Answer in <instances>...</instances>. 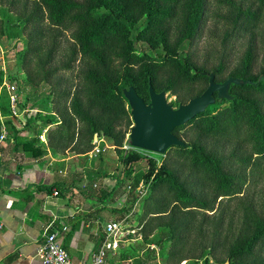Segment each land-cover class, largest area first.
<instances>
[{"label": "trees", "instance_id": "16d2710c", "mask_svg": "<svg viewBox=\"0 0 264 264\" xmlns=\"http://www.w3.org/2000/svg\"><path fill=\"white\" fill-rule=\"evenodd\" d=\"M38 4L36 10L24 17L8 8L1 11L7 39L21 37L25 32L29 35L25 49L14 46L16 57L11 59L7 54L6 69L0 71V132L5 125L8 135L14 136L25 150L41 149L43 153L42 146L36 148V137L55 125L56 116L61 115L63 120L57 132H67L71 141L77 139V153L88 155L95 147L96 134L105 140L102 150L107 145L123 152L133 124L126 109L125 89L133 86L150 102L152 85L157 92L177 94L175 102L182 104L206 90L211 74L219 83L232 76L248 82L231 83L230 98L215 94V104L174 131L178 137H184L186 144L172 146L168 151L174 149L191 164L194 180L181 181L150 159L149 169L137 173L130 184L133 203L141 197L137 192L140 184L148 186L150 180L149 195L160 192L167 197L175 193L174 202L182 200L186 208L214 210L219 198L243 192L249 178L243 173L250 172L253 178L256 173H264V0H38ZM261 26L263 35L259 33ZM206 34L212 39L209 45L215 48L214 57L208 48L202 51ZM67 35L73 38L69 53L63 46ZM47 38L50 44L43 62L50 66L47 78L73 73L79 54L85 63L77 72L80 83L72 95L75 117L60 110L61 114L57 110L41 114L39 108L37 116L26 118L23 124L20 120L19 128L14 124L16 115L4 85L5 74L20 87L21 81L14 71L34 53L35 45ZM245 40L247 46L240 50ZM118 60L125 63L113 66ZM70 96L71 91L67 90L65 99ZM29 100L26 97V102ZM19 107L26 110L25 104ZM1 117L8 119L3 122ZM76 118L80 122L77 131L71 124ZM124 119L126 125L121 124ZM34 127L37 134L33 138L30 135ZM139 159V154L130 151L123 160L124 166ZM107 162L102 164L108 165ZM99 172L105 174L106 169L100 168L98 175ZM132 173V169L123 167L118 186L123 179L130 180ZM203 186L214 192L211 199L203 190L197 193ZM147 197L143 201L147 204H142L145 209L151 203ZM245 219L230 252V264H264V218L248 215ZM166 257L169 264L173 257Z\"/></svg>", "mask_w": 264, "mask_h": 264}, {"label": "rangeland", "instance_id": "374dc122", "mask_svg": "<svg viewBox=\"0 0 264 264\" xmlns=\"http://www.w3.org/2000/svg\"><path fill=\"white\" fill-rule=\"evenodd\" d=\"M38 6V0H0V71H5L6 69V63L8 61L7 54L11 56V59L16 57V51L13 49L14 46L18 50L25 49L27 45L25 39L28 38L29 35L28 32H25L21 37L16 36L11 40L7 39L6 36H4L5 24L2 19V9L8 8L21 17H24L30 15ZM259 33L263 35L262 26ZM67 38H63V46L65 47L64 50L69 53L68 48H70L69 46L73 38L71 35H67ZM209 41H212V39L206 34L201 43V46H203L202 51L208 48L214 57L216 55V53H214L215 48H210L209 44L211 43ZM6 44H8V46ZM48 44H50L49 38L37 43L34 48V53L23 59L19 67L20 69L14 71L16 78L21 81L20 87L17 85L16 88L17 94L19 93V106H21V104H25L26 106L25 111L17 106L16 111L19 113L16 117H13L15 122L19 123L21 120L23 124L26 122V118L37 116V114H39V108H42L41 114H46L51 110L55 112L56 110L57 112L60 110V112L65 113V115L74 114L72 109V95L76 93L77 86L80 83L77 72L80 68L85 67V63L81 62V54H79V59L76 62V70L73 73H59L53 75L51 78H47V70L50 66L45 65L43 62L47 57L46 51ZM246 46L247 40L244 42L242 41L239 49L243 50ZM123 63L125 62L118 60L114 61L112 65L119 67ZM5 82L8 84L18 83L10 79L6 74ZM67 90L71 91L69 100L65 99V92H67ZM166 92L168 102L171 103L174 108L178 107L180 104L175 102L177 94ZM85 96H87V94H85ZM26 97L30 99L28 102H26ZM39 100L44 101L43 103H39ZM126 109L128 111L129 120H131L133 124L128 129L129 133L125 140L123 152L110 149L105 145L103 150L101 149L100 155H93L92 157L88 155L86 157L87 166L96 172L104 167L106 169L105 174L99 172V176L101 177L100 181L104 182L105 177H109V179L106 180L108 183L120 176L119 171L123 167L127 170L132 169L133 173L130 180L123 179V183L120 186L117 184L115 187L116 189L111 191L115 192L111 195V198L119 200L118 203L120 204V214L122 217L133 215L137 218L143 217V215L146 214L149 216L147 241L156 244L157 242L159 243V252H161L160 260L163 264H165L164 258L168 254L173 257H171L172 259L169 261V264H230L229 255L234 245L235 238L246 220L245 218L248 217V215L252 218L259 216L264 218V173H256L254 178L250 172L243 173L245 176L249 177L243 192L240 193L239 196L224 197L223 199L219 198L214 210L200 209L197 207L186 208L183 206L184 202L182 200L174 202L175 193L167 197L160 194V192L151 193L152 195H149L152 187L150 186V180L148 184L146 183L148 186L141 183L144 188H139L137 191L141 196L138 201L136 200L137 202L135 201L134 203L127 204L128 201H133L132 191L134 190L130 185L133 184V178L137 173L149 169L148 162L150 159L156 160L159 169L163 168L165 172L168 171L173 175L179 176L181 181L190 182V179L194 180L195 174L191 164L179 157L174 149L171 151L167 150L164 154H161L133 147L130 133L134 126V120L132 117V107L129 101L126 104ZM99 110L100 108L97 109V111ZM60 112L59 114H61ZM56 117L58 122L63 120L61 115H57ZM73 117L75 116L73 115ZM125 123L126 121L124 119L121 124L126 125ZM60 124L61 123L56 124L57 126L54 127L52 131L54 132L59 129L58 125ZM71 124L74 130L77 131V128L79 130V119L76 118L72 120ZM182 138L184 139V137ZM76 141L77 139L72 140L69 152H74ZM130 151L139 154L141 159L132 161L124 166L123 160ZM88 153H90V151ZM103 161H108V165L102 164ZM111 162L114 163L113 166ZM197 186L200 187V184ZM157 187H159V185ZM202 190L206 192L208 199H211L214 192L207 186H203L197 189V193L200 194ZM130 196L131 198H129ZM145 197L151 202L147 205L146 209L143 208L142 205L147 204L143 202L145 201ZM161 202L163 205H156ZM149 249L151 250V248ZM173 253L174 255H171Z\"/></svg>", "mask_w": 264, "mask_h": 264}, {"label": "crops", "instance_id": "0c3cea01", "mask_svg": "<svg viewBox=\"0 0 264 264\" xmlns=\"http://www.w3.org/2000/svg\"><path fill=\"white\" fill-rule=\"evenodd\" d=\"M59 123L38 137L36 127L32 129L30 136L43 153L25 150L12 135L0 147V264H44L40 248L50 231L59 232L74 263L91 264L113 221L130 232L108 250L106 264H163L159 243L147 241L149 216H121L119 200L111 198L117 178L101 182L87 166L88 155L69 152L71 136L52 131Z\"/></svg>", "mask_w": 264, "mask_h": 264}, {"label": "water", "instance_id": "95a60500", "mask_svg": "<svg viewBox=\"0 0 264 264\" xmlns=\"http://www.w3.org/2000/svg\"><path fill=\"white\" fill-rule=\"evenodd\" d=\"M248 82L238 77H229L224 82L215 81L211 74L206 90L178 107L168 102L167 92H157L150 85V102L138 94L131 86L124 90L125 96L132 107L134 126L130 133L133 147L164 154L172 146H183L185 141L174 131L177 127L187 124L198 114L205 112L219 98H230L231 83L243 84ZM229 264V263H225Z\"/></svg>", "mask_w": 264, "mask_h": 264}, {"label": "built area", "instance_id": "2783aa9c", "mask_svg": "<svg viewBox=\"0 0 264 264\" xmlns=\"http://www.w3.org/2000/svg\"><path fill=\"white\" fill-rule=\"evenodd\" d=\"M4 85L7 87V90L10 94V102L13 113L16 114L18 99L16 92L17 84H8L4 82ZM7 139L8 129L3 125L0 132V147ZM94 142L95 147L90 151V153H87L91 157L93 155H98L101 152V146L105 140L102 136L96 134L94 137ZM140 188H144L143 184H140ZM55 193L57 194L58 192L56 191ZM1 226L2 225L0 224V227ZM129 232L130 230L126 228L125 224L122 222L113 221L108 223L106 226L107 239L93 254L91 264H106L108 250L115 248L118 241L123 239ZM40 253L44 264H76L71 260L62 239L59 237L58 231H50L46 234V237L41 244Z\"/></svg>", "mask_w": 264, "mask_h": 264}]
</instances>
